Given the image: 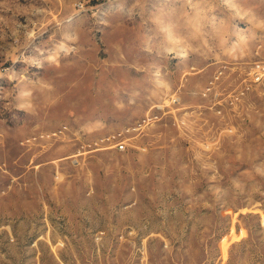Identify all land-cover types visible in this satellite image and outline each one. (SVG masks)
Returning a JSON list of instances; mask_svg holds the SVG:
<instances>
[{
	"label": "rangeland",
	"instance_id": "374dc122",
	"mask_svg": "<svg viewBox=\"0 0 264 264\" xmlns=\"http://www.w3.org/2000/svg\"><path fill=\"white\" fill-rule=\"evenodd\" d=\"M257 63L264 0H0V264H264Z\"/></svg>",
	"mask_w": 264,
	"mask_h": 264
},
{
	"label": "built area",
	"instance_id": "2783aa9c",
	"mask_svg": "<svg viewBox=\"0 0 264 264\" xmlns=\"http://www.w3.org/2000/svg\"><path fill=\"white\" fill-rule=\"evenodd\" d=\"M253 82H262L264 80V63H257L253 69ZM117 149H125L126 144L123 141H120L116 144Z\"/></svg>",
	"mask_w": 264,
	"mask_h": 264
}]
</instances>
